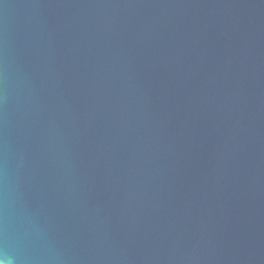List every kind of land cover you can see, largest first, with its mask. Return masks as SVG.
<instances>
[{
    "label": "water",
    "instance_id": "water-1",
    "mask_svg": "<svg viewBox=\"0 0 264 264\" xmlns=\"http://www.w3.org/2000/svg\"><path fill=\"white\" fill-rule=\"evenodd\" d=\"M0 259L264 264V0H0Z\"/></svg>",
    "mask_w": 264,
    "mask_h": 264
},
{
    "label": "clouds",
    "instance_id": "clouds-1",
    "mask_svg": "<svg viewBox=\"0 0 264 264\" xmlns=\"http://www.w3.org/2000/svg\"><path fill=\"white\" fill-rule=\"evenodd\" d=\"M0 264H7V262L3 259H0Z\"/></svg>",
    "mask_w": 264,
    "mask_h": 264
}]
</instances>
